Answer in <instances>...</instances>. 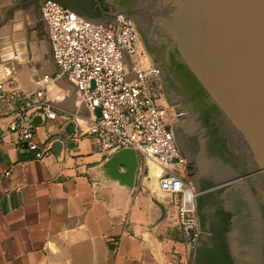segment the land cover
<instances>
[{
	"label": "water",
	"instance_id": "1",
	"mask_svg": "<svg viewBox=\"0 0 264 264\" xmlns=\"http://www.w3.org/2000/svg\"><path fill=\"white\" fill-rule=\"evenodd\" d=\"M93 1L108 22L130 20L160 71L163 92L182 118L185 155L171 131L194 191L196 180L224 188L235 213L226 232L233 264H264V0H102L108 10ZM9 20L0 25V61L26 62L38 51L25 39L31 29L20 10ZM36 121L41 114L25 124ZM138 166L136 151L121 148L103 168L132 188ZM196 211L204 231L197 204ZM204 235L196 236L192 264Z\"/></svg>",
	"mask_w": 264,
	"mask_h": 264
},
{
	"label": "crops",
	"instance_id": "2",
	"mask_svg": "<svg viewBox=\"0 0 264 264\" xmlns=\"http://www.w3.org/2000/svg\"><path fill=\"white\" fill-rule=\"evenodd\" d=\"M17 1L0 0V25L22 11L31 29L25 39L38 51L23 63L0 61V82L32 92L56 66L40 12L16 8ZM44 96L55 118L37 111L26 123L41 114L42 121L29 125L36 141L60 146L42 158L17 144L8 130L12 105L0 97V264H192L195 249L170 219L177 202L159 190L158 165L138 155L132 188L123 176L111 178L103 165L113 153H102L87 132L91 114L75 87L57 78Z\"/></svg>",
	"mask_w": 264,
	"mask_h": 264
},
{
	"label": "built area",
	"instance_id": "3",
	"mask_svg": "<svg viewBox=\"0 0 264 264\" xmlns=\"http://www.w3.org/2000/svg\"><path fill=\"white\" fill-rule=\"evenodd\" d=\"M40 15L47 27L55 74H42L39 87L32 92L5 88L0 82V97L12 105L8 130L17 144L32 151L35 158L51 153L49 147L40 146L25 123L28 115L37 111L55 118L44 91L54 79H67L90 111L87 132L96 138L102 153L132 148L161 168L159 190L177 202L170 219L177 222L194 249L196 236L202 233L195 199L201 191H194L185 174L166 107L157 99L158 68L140 47L130 20L118 16L111 23L94 22L56 0H43Z\"/></svg>",
	"mask_w": 264,
	"mask_h": 264
},
{
	"label": "flooded vegetation",
	"instance_id": "4",
	"mask_svg": "<svg viewBox=\"0 0 264 264\" xmlns=\"http://www.w3.org/2000/svg\"><path fill=\"white\" fill-rule=\"evenodd\" d=\"M59 1L61 2V4H64L66 7L70 8L77 14L91 21L97 22L96 20H101V22L99 23H108V21L102 15L100 8L97 6V4L93 0H70V1L69 0H59ZM99 1L101 3V7L104 10H108L107 7L103 4L102 0H99ZM79 4L82 5L84 9H86V11H82L81 9H78L77 6ZM138 40H139V37H138ZM140 47L144 50L141 42H140ZM157 89H158V95H160L159 99L161 100V103L165 105L166 111L168 113V108L166 104L168 106H171V105L162 89L160 71H159V80L157 84ZM168 118L171 123V127L174 133V136H175V140L180 147L181 153L185 155V147L180 143L179 136H178L177 125L180 121H174V119H172L169 116V113H168ZM196 184L198 188L200 189V191L202 192L199 197V200L201 201L199 219H201L203 223L205 235L203 238L199 239L198 241L199 250L196 254L195 264H205L203 255H202L203 250L205 249L219 250L221 249V246L223 243L225 244V250L230 257L228 245L226 242V232L229 229V225L231 224V219L235 215V213L233 212L232 207L229 206V198L228 196L223 195L224 188H213L214 186L213 182L205 183L203 181L196 180ZM210 188H211L210 191L205 192V190L210 189ZM197 205H198V201H197ZM231 262H232V259H231Z\"/></svg>",
	"mask_w": 264,
	"mask_h": 264
},
{
	"label": "rangeland",
	"instance_id": "5",
	"mask_svg": "<svg viewBox=\"0 0 264 264\" xmlns=\"http://www.w3.org/2000/svg\"><path fill=\"white\" fill-rule=\"evenodd\" d=\"M17 1V0H16ZM20 1V2H19ZM43 0H18L17 2H16V4H15V6L14 7H24L25 9H27V10H29V9H32V11L35 13V14H39L38 12H40V4H41V2H42ZM56 1H58V2H60L59 0H56ZM70 1V0H69ZM19 2V3H18ZM39 3V4H38ZM77 8L78 9H81L82 11H86V9H84V7L82 6V5H78L77 6ZM116 19V18H115ZM115 19L114 20H112V21H110V22H108V23H111V22H113V21H115ZM103 24V23H102ZM37 27L38 28H40V29H43V22L42 21H38V23H37ZM159 96L160 95H158L157 96V99H158V101L161 103V100L159 99ZM165 106V105H164ZM166 106H167V108H168V113H169V116L172 118V119H174V121H182V118H178L177 117V114L175 113V109H174V107L173 106H168L167 104H166ZM186 174V173H185ZM205 234V233H204ZM191 257V256H190ZM190 263V262H189Z\"/></svg>",
	"mask_w": 264,
	"mask_h": 264
},
{
	"label": "trees",
	"instance_id": "6",
	"mask_svg": "<svg viewBox=\"0 0 264 264\" xmlns=\"http://www.w3.org/2000/svg\"><path fill=\"white\" fill-rule=\"evenodd\" d=\"M61 4V2H59ZM64 5V4H62ZM65 6V5H64ZM198 214L200 213L201 209V201L198 200ZM201 216V214H200ZM201 224L203 225L201 219H200ZM199 248H196V254L198 252ZM203 254V259L205 264H232L231 259L229 255L227 254L225 250V244L223 243L221 246V249L215 250V249H205L202 252Z\"/></svg>",
	"mask_w": 264,
	"mask_h": 264
},
{
	"label": "bare ground",
	"instance_id": "7",
	"mask_svg": "<svg viewBox=\"0 0 264 264\" xmlns=\"http://www.w3.org/2000/svg\"><path fill=\"white\" fill-rule=\"evenodd\" d=\"M139 37V36H138ZM140 40V39H139ZM151 62V61H150ZM159 167V166H158ZM160 168V167H159ZM160 172H161V168H160ZM160 174V173H159Z\"/></svg>",
	"mask_w": 264,
	"mask_h": 264
}]
</instances>
